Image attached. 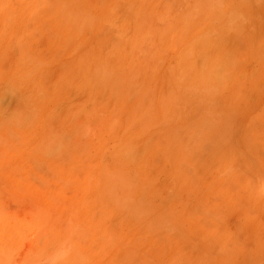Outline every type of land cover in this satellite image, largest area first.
<instances>
[{"label":"rangeland","instance_id":"374dc122","mask_svg":"<svg viewBox=\"0 0 264 264\" xmlns=\"http://www.w3.org/2000/svg\"><path fill=\"white\" fill-rule=\"evenodd\" d=\"M0 264H264V0H0Z\"/></svg>","mask_w":264,"mask_h":264}]
</instances>
